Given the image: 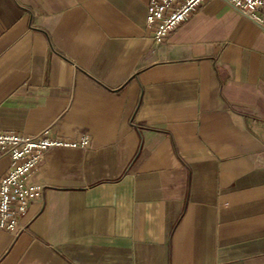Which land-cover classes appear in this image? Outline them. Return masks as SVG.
Wrapping results in <instances>:
<instances>
[{
  "label": "crops",
  "instance_id": "crops-1",
  "mask_svg": "<svg viewBox=\"0 0 264 264\" xmlns=\"http://www.w3.org/2000/svg\"><path fill=\"white\" fill-rule=\"evenodd\" d=\"M149 1L0 0V131L88 139L0 264H264V30L209 0L155 43Z\"/></svg>",
  "mask_w": 264,
  "mask_h": 264
},
{
  "label": "built area",
  "instance_id": "built-area-1",
  "mask_svg": "<svg viewBox=\"0 0 264 264\" xmlns=\"http://www.w3.org/2000/svg\"><path fill=\"white\" fill-rule=\"evenodd\" d=\"M209 0H150L147 25L154 31L155 43H162ZM264 30V0H222ZM79 142L52 137L48 129L39 135L0 131V151L11 158V168L0 178V230L13 231L32 202L41 199L44 185L32 183L46 154L54 148H82Z\"/></svg>",
  "mask_w": 264,
  "mask_h": 264
}]
</instances>
